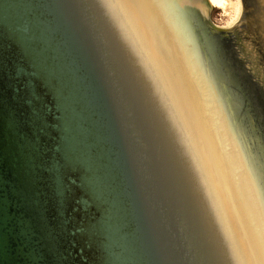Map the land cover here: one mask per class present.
Wrapping results in <instances>:
<instances>
[{
  "label": "water",
  "instance_id": "1",
  "mask_svg": "<svg viewBox=\"0 0 264 264\" xmlns=\"http://www.w3.org/2000/svg\"><path fill=\"white\" fill-rule=\"evenodd\" d=\"M210 7L0 0V264H264V88Z\"/></svg>",
  "mask_w": 264,
  "mask_h": 264
},
{
  "label": "rangeland",
  "instance_id": "2",
  "mask_svg": "<svg viewBox=\"0 0 264 264\" xmlns=\"http://www.w3.org/2000/svg\"><path fill=\"white\" fill-rule=\"evenodd\" d=\"M236 1L237 0H228L226 7H221V9H220V8H217L213 4V0H210L211 7L208 10L209 19L215 25H217L221 28H228L229 26H231L232 28H235L237 25H239L238 23H235L237 21L234 20L236 18V14H235ZM228 23H230V24H228ZM239 27L244 28V25H242V23H241V26H239ZM246 33H247L246 34L247 39L249 40V42H247V43H250L255 48V51L257 53H259L258 54L259 58H258V60L255 61V59H252L250 57L251 55H249V53L246 52V54L244 56L242 55L243 58L247 59V60H244V65L253 77L254 76H257L259 78L261 77L260 81L262 82L263 88H264V79L260 74L258 76L257 71L255 70V66L257 64L259 66V68H258L259 70H261V67L264 70V50H263L264 47L262 49H260L258 40L254 34L252 35L251 33H249L248 30H246ZM238 35H237V38L239 37ZM240 38H242V37H240ZM252 39H253V41H252ZM238 41H239L240 45H242L240 40H238ZM248 61H250V62H248ZM255 110H256L255 114L257 115L256 117H257V119H259L257 122L264 127V108L262 107V104L256 102V109ZM262 132L264 133V130Z\"/></svg>",
  "mask_w": 264,
  "mask_h": 264
},
{
  "label": "bare ground",
  "instance_id": "3",
  "mask_svg": "<svg viewBox=\"0 0 264 264\" xmlns=\"http://www.w3.org/2000/svg\"><path fill=\"white\" fill-rule=\"evenodd\" d=\"M206 2L210 5V0H206ZM227 3H228V0H213V4L217 7V8H220L221 9V7H226V5H227ZM211 6V5H210ZM224 10V9H223ZM247 5L245 4V2H244V0H237L236 1V7H235V14H236V18L234 19L235 21H237V22H235V23H238L239 25H237L235 28H232L231 26H229L227 29H230L231 30V32H235V33H238L239 35V37H238V40H240V42H241V44H242V46H243V48H244V50L246 51V52H248L249 53V55H251L250 57L252 58V59H255V61L256 60H258V58H259V56H258V54L259 53H257L256 51H255V48L250 44V43H247V42H249V40L247 39V36H246V29H244V28H241V27H239V26H241V22L244 20V18H245V15H246V13H247ZM232 14V13H231ZM238 19V20H237ZM232 20V19H231ZM234 23V22H233ZM228 24H230V23H228ZM240 37H242V38H240ZM254 38V37H253ZM252 41H253V39H252ZM256 41V40H255ZM251 45V46H250ZM259 51V50H258ZM263 51V50H262ZM254 55V56H253ZM257 67L259 68V66H258V64H257ZM259 74L263 77V79H264V70L262 69V67H261V70H259Z\"/></svg>",
  "mask_w": 264,
  "mask_h": 264
},
{
  "label": "snow or ice",
  "instance_id": "4",
  "mask_svg": "<svg viewBox=\"0 0 264 264\" xmlns=\"http://www.w3.org/2000/svg\"><path fill=\"white\" fill-rule=\"evenodd\" d=\"M49 172L55 197L58 202L62 201L67 191V186L65 184L64 178L56 168L50 169Z\"/></svg>",
  "mask_w": 264,
  "mask_h": 264
}]
</instances>
